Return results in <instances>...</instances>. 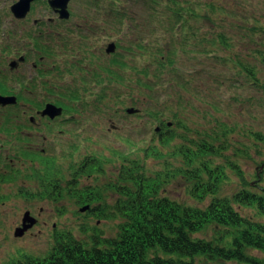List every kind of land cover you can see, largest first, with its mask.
Returning a JSON list of instances; mask_svg holds the SVG:
<instances>
[{"label":"rangeland","instance_id":"rangeland-1","mask_svg":"<svg viewBox=\"0 0 264 264\" xmlns=\"http://www.w3.org/2000/svg\"><path fill=\"white\" fill-rule=\"evenodd\" d=\"M143 1L116 0L113 5L117 18L116 27L119 28V39L121 40L119 41L120 49L124 50L129 46L127 43L125 46L122 44L123 39L128 38L135 42V38H142L149 44L147 48L149 55L143 56L141 51L144 49L139 50L138 55L133 57L125 54L127 66L120 68L119 75H122L123 79L117 82H112L115 79L110 74H104L102 81L95 80L91 75L87 77L84 82L89 89L84 94V100L91 103L87 108L88 121L85 126L77 129H83L80 131L82 134H86L85 130H88L93 140H77L74 136L70 139H63L57 135L50 136L48 142L58 145L54 154H57L60 166H55V169L61 170L67 179L71 174L70 168L75 170L86 156L112 157L110 148L121 150L125 137H131L139 144L141 142L149 144L156 134V127L160 126V121L174 122L176 121L175 115H177L187 127L185 133L195 142L207 139L206 133L218 134L215 141L209 139L216 149L220 145H230L229 149H220L222 158L219 162L230 161L239 165L245 180L253 187H258L260 193L263 192L264 170L261 171L260 168L264 164V142H257L260 153L257 152L255 148L250 147L252 136L249 134L251 131L260 132L264 136V64L261 57L254 51L256 46L250 43L243 44L236 40L230 50L221 45L216 40L215 34L220 33L221 30L228 32L230 23L228 21L218 22L211 27L209 23L191 20L190 26L201 27L198 31H194V37H191L193 32L183 28L182 23V25L176 24L174 29H171V21L164 3L157 4L154 10L151 0ZM3 2L4 0H0V6H4ZM109 3L110 0H104L105 6L110 5ZM223 4L237 13H247L258 18L264 25V0H246L241 5L223 1ZM33 13L35 17H40L46 15L48 11L44 9V5L38 3L34 5ZM121 13L125 14L122 22L119 21ZM126 13L131 14L133 19ZM104 17L106 18V14ZM106 21L104 20V23ZM243 24L248 27L256 25L254 22H240L235 25ZM136 26H138L137 29L129 30ZM105 29L106 24L104 25V45L108 43ZM254 33L258 41L257 48L262 50L263 34L256 29ZM205 34H209L208 38L201 39V36ZM159 51L161 54L157 53ZM169 51L175 52L173 59L176 70L172 71L171 66H168L165 73L161 74L158 79L153 78L156 62L162 58V55L164 59H167ZM234 58L242 61L243 65L254 66L257 84L254 85L253 79L233 63ZM102 59L107 63L105 57ZM148 61L150 62L149 79L143 76V69ZM77 77L78 75L74 74L67 76L66 79L73 84L78 83ZM82 77L86 76L83 74ZM99 98H102V101L98 102L96 107L95 103L99 101ZM131 107L140 110V113L127 115L126 111ZM113 125L118 130H111ZM226 127L233 128L234 131L224 137L222 135ZM182 141L178 139L176 143H183ZM42 143L43 141L33 142L37 148L39 145L40 149ZM50 148L52 149V145ZM244 149L245 152H242ZM147 164L150 171L163 168L162 162L151 158L148 159ZM258 172H261L259 182L256 178ZM104 173L100 174L97 182L95 177H83L78 186L99 185L104 194V201L114 206L116 198L120 195L111 191L108 184L110 179L116 181L118 176L117 156L112 164H106ZM226 173L229 181L224 184L221 196L231 197L243 185L240 178L230 169H227ZM65 183V181L62 182L61 187L66 188ZM185 184L186 182L182 179L175 181L166 188L162 195L193 206L204 207L209 204L211 197H208L203 204L190 198ZM23 185L29 188V191L36 192L39 197H35L38 198L35 203L23 199L12 200L5 205H0V264L20 260L22 255L45 257L54 244L53 232L55 231L58 234L61 231L71 232L76 239L82 241H88L89 237L94 234L92 231L83 233L82 228L85 225L91 229L97 228L102 232L100 236L104 238L117 235L120 223L118 215L114 219H99L86 215V212L80 211L83 205L77 203L66 191L60 198L58 197L59 201L45 200L46 197L42 195L41 188L35 183H24ZM252 186H247V189L258 192ZM234 207L242 216L264 222V216H255L256 209L237 204ZM27 211H30L38 220V225L24 237L16 238L15 230L21 226ZM194 237L211 240L224 246L229 245L232 240L231 234L213 233L212 228L195 234ZM254 254L262 257L260 253L254 252Z\"/></svg>","mask_w":264,"mask_h":264},{"label":"trees","instance_id":"trees-1","mask_svg":"<svg viewBox=\"0 0 264 264\" xmlns=\"http://www.w3.org/2000/svg\"><path fill=\"white\" fill-rule=\"evenodd\" d=\"M223 1L233 5L246 2L151 0L153 9L157 4L164 3L171 29L176 24H183V28L193 32L191 37H194V31L201 28L190 26L191 20L209 23L211 27L218 22H230L228 32L221 30L215 34L216 40L229 50L233 47L234 40L243 44H254V51L264 64V43L262 50L257 48L258 41L254 33L256 29L264 38V25L254 16L228 9ZM126 14L133 19L131 14ZM124 17L125 14L121 13V22ZM240 22H254L256 25H235ZM208 36L209 34H205L201 39H207ZM157 53L161 54V51ZM173 56L174 51L168 52L167 59L162 55L157 64L155 63L153 78L158 79L168 66H171L172 71L176 70ZM232 61L253 79L254 85L257 84L254 66L243 65L242 61L235 58ZM119 78L123 79L122 76ZM175 118L176 121L172 122L171 127L161 121L163 128L155 132L149 144H139L131 137H125L121 150L110 148L112 157L101 155L96 162H82L75 170L70 168L71 174L67 180L70 187L66 189V193L80 204L91 205L86 215L99 219H114L118 215L120 223L115 237L104 238L100 236L102 232L97 228L91 229L85 225L82 228L83 233H94L88 241L78 240L71 232L62 231L55 236L53 247L47 256L36 258L22 255L20 260L10 264H264V222L248 219L234 207L237 204L253 208L256 209V217L264 216V190L262 194L248 190L247 186L250 184L245 180L239 165L230 161L219 162L222 158L220 149H229L230 145H220L216 149L209 139L215 141L218 134L206 133L207 139L195 142L185 133V124L177 115ZM233 131V128L226 127L222 136L225 137ZM249 134L252 136L250 147L257 150V142L264 141V137L252 131ZM178 139L183 140V143L177 144ZM116 156L118 176L116 181L110 179L108 188L115 190L120 197L116 205L112 206L104 201L99 185L78 186V183L84 175L89 178L91 175L103 174L107 160L112 162ZM150 158L162 162L163 168L150 171L147 164ZM227 169L235 173L243 185L231 197L221 196L224 184L229 181ZM44 171L41 176L46 184L41 187L42 195L48 198L62 196L63 190L53 184L64 180L65 175L61 170H56L55 165H47ZM99 177H95L96 182ZM180 179L186 182V192L190 198L203 204L211 197L209 204L204 207L193 206L162 195L169 185ZM210 228L213 233L231 234L229 245L194 237ZM254 252L260 253L262 257Z\"/></svg>","mask_w":264,"mask_h":264},{"label":"flooded vegetation","instance_id":"flooded-vegetation-1","mask_svg":"<svg viewBox=\"0 0 264 264\" xmlns=\"http://www.w3.org/2000/svg\"><path fill=\"white\" fill-rule=\"evenodd\" d=\"M17 1L4 0V6H0V97L14 99L8 104L0 103V205L12 200H38V194L23 184L35 183L41 188L46 184L41 176L45 165L59 164L54 154L58 145L48 142L50 136L93 140L88 130L82 134L83 129H77L87 124V108L91 104L84 100L89 89L84 81L90 75L102 81L104 74H110L115 79L112 82H117L121 68L118 30L113 31L115 38L104 45L103 0H90V4L85 3L87 0H70L67 19H61L46 0H42L46 15L35 17L31 11L19 19L11 9ZM75 1L77 4H73ZM111 42L117 45L114 53L107 52ZM149 70L148 61L144 73ZM74 74L78 75V83L71 84L66 78ZM83 74L86 77L81 78ZM48 104L63 108V115L43 116ZM35 141H43L41 149L33 144ZM93 160L80 163L96 162ZM57 187L63 188L59 184ZM30 194L32 197H28ZM53 233L55 240L58 232Z\"/></svg>","mask_w":264,"mask_h":264},{"label":"water","instance_id":"water-1","mask_svg":"<svg viewBox=\"0 0 264 264\" xmlns=\"http://www.w3.org/2000/svg\"><path fill=\"white\" fill-rule=\"evenodd\" d=\"M34 0H20L17 3H15L12 6V11L13 13L19 17V18H23L26 16V14L28 13V11L30 10L31 7V3ZM69 0H50L49 4L52 8L54 9H58L61 18H67L68 16V11H67V4H68ZM114 51V45H112L109 49L108 52H112ZM14 101L13 98H2L0 97V103H10ZM62 108H58L54 105H48L47 108L44 110L43 115H47L50 116L52 118H55L57 116L62 115ZM137 110H135L134 108H131L128 110V113L130 114H134L136 113ZM89 208V206H85L81 209V212H85L87 209ZM37 223V220L31 216L30 212H26L23 218V225L21 228H18L15 232V237L17 238H22L27 231H29L31 228L34 227V225Z\"/></svg>","mask_w":264,"mask_h":264}]
</instances>
